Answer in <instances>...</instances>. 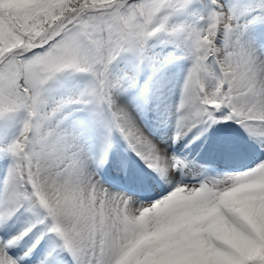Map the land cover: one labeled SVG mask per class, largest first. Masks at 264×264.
<instances>
[{"label": "snow or ice", "instance_id": "6c2138e0", "mask_svg": "<svg viewBox=\"0 0 264 264\" xmlns=\"http://www.w3.org/2000/svg\"><path fill=\"white\" fill-rule=\"evenodd\" d=\"M0 264H264V0H0Z\"/></svg>", "mask_w": 264, "mask_h": 264}]
</instances>
